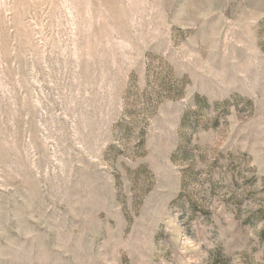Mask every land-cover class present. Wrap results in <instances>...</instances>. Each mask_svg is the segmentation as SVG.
<instances>
[{"label":"rangeland","instance_id":"374dc122","mask_svg":"<svg viewBox=\"0 0 264 264\" xmlns=\"http://www.w3.org/2000/svg\"><path fill=\"white\" fill-rule=\"evenodd\" d=\"M0 264H264V0H0Z\"/></svg>","mask_w":264,"mask_h":264}]
</instances>
